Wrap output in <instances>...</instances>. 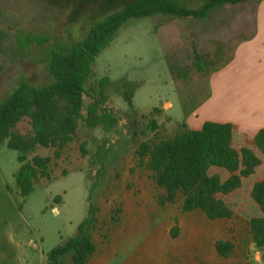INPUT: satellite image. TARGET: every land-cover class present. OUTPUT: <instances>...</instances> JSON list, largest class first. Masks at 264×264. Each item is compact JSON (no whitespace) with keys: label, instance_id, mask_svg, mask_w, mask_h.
Masks as SVG:
<instances>
[{"label":"rangeland","instance_id":"1","mask_svg":"<svg viewBox=\"0 0 264 264\" xmlns=\"http://www.w3.org/2000/svg\"><path fill=\"white\" fill-rule=\"evenodd\" d=\"M129 1L0 0V100L21 77L48 83L44 49L82 39L92 23ZM258 1L225 3L203 18L157 13L128 20L96 56L83 97L88 104L98 80L107 76L104 107L117 116V125L105 130L80 121L58 158L54 148L37 147L28 160L49 156L48 176L38 177L25 198L14 178L20 166L17 151L6 140L0 143V264H46V253L76 233L89 204L96 222L88 264H229V255L221 257L214 248L217 240L229 238L238 244L231 255L245 253L243 245L254 261L248 220L258 208L248 197L251 181L231 199L230 218L210 220L199 209L183 211L181 197L161 202L164 193L137 150L143 142L176 133L184 120L183 102L199 107L210 99L211 76L254 31ZM178 2L197 9L207 0ZM195 53L211 61L207 73L193 65ZM183 69L186 77L180 75ZM220 89L225 100L227 88ZM209 106L219 108L216 100ZM207 116L198 113L196 120ZM15 130L29 132V119L19 121ZM65 264H74L70 255Z\"/></svg>","mask_w":264,"mask_h":264},{"label":"trees","instance_id":"2","mask_svg":"<svg viewBox=\"0 0 264 264\" xmlns=\"http://www.w3.org/2000/svg\"><path fill=\"white\" fill-rule=\"evenodd\" d=\"M242 1L207 0L195 9L180 5L178 0H130L92 23L82 39L69 45H48L42 60L50 81L37 85L21 77L0 100V143L6 140L7 147L17 151L20 166L14 178L21 197L32 192L38 177L48 176L49 156L33 155L28 160L37 147L54 148L53 155L58 158L61 149L73 140L80 121L87 128L101 126L105 130L117 125V116L104 107L105 87L110 82L107 76L98 80L95 96L88 104H84L83 97L96 56L128 20L157 13L203 18L214 7ZM210 63L194 54L193 65L198 72L207 73ZM169 69L174 74L175 68ZM180 75L186 77L187 70ZM123 85L126 88L129 83ZM124 96L131 104L127 90ZM197 107L198 104L188 107L183 102L184 120L176 133L141 143L137 154L145 159L156 185L162 189L161 202L173 203L181 197L183 211L199 209L210 220L230 218L231 199L245 181H251L248 197L257 206L258 215L249 217V233L255 247L264 253V128L242 141L236 140L237 127L229 122L204 121L199 129H190L185 119ZM23 118L29 119L31 127L24 134L15 130ZM95 222V210L89 204L87 217L79 223L76 233L46 253V264H65L67 255L74 264H88L95 251L91 234ZM171 234L176 236V226ZM214 247L217 254L227 257L233 245L228 240H217Z\"/></svg>","mask_w":264,"mask_h":264},{"label":"crops","instance_id":"3","mask_svg":"<svg viewBox=\"0 0 264 264\" xmlns=\"http://www.w3.org/2000/svg\"><path fill=\"white\" fill-rule=\"evenodd\" d=\"M254 23L253 33L238 43L231 57L211 76L210 99L186 117L190 129H199L204 121L229 122L237 127L236 140L242 141L264 128V0L257 2ZM223 85L227 88L225 100L220 91ZM214 100L219 107L217 111L209 110L213 109L209 103L213 105ZM202 112L209 116L198 122L196 117ZM229 242L233 245L229 264H264L263 250L255 247L252 239L249 248H255L253 262L246 257L243 245L241 249L245 253L231 255L238 244L230 238Z\"/></svg>","mask_w":264,"mask_h":264}]
</instances>
